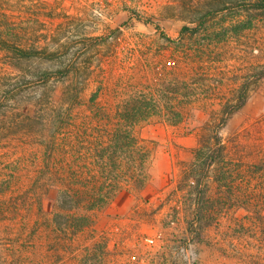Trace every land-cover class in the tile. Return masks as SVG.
Wrapping results in <instances>:
<instances>
[{"label": "rangeland", "instance_id": "374dc122", "mask_svg": "<svg viewBox=\"0 0 264 264\" xmlns=\"http://www.w3.org/2000/svg\"><path fill=\"white\" fill-rule=\"evenodd\" d=\"M253 1L13 0L11 9L0 5V35L23 43L60 37L62 52L77 55L84 104L96 98L113 108L127 90L156 74L185 77L202 88L181 123L151 121L136 127L151 153L144 187L120 191L96 215L92 232L65 242L61 238L55 247V235L48 231L42 242L33 237L30 211L24 209L31 206V182L39 174L42 150L37 139L25 135L24 126L9 119L31 114L33 103L43 104L49 95L57 102L70 79L40 85L33 72L51 64L34 60L18 62L25 76L14 79L10 57L0 50V203L6 202L2 209H7L6 218L0 215V264H81L87 255L84 264H264V227L253 226L251 213L241 208L219 211L209 223L203 220L198 238L187 231L194 188L186 175L199 139L212 134L220 104L264 65V13L250 7ZM49 7L54 12L46 16ZM194 26L199 29L194 36L183 30ZM249 82L245 105L218 130L230 180L239 190V178L248 177L247 167L255 160V145L264 144V79ZM31 126L35 132L47 129L42 123ZM207 186L208 195L219 200L223 190L213 180ZM50 201L44 202L47 211ZM18 221L28 226L22 235ZM93 232L99 241L94 248Z\"/></svg>", "mask_w": 264, "mask_h": 264}, {"label": "trees", "instance_id": "16d2710c", "mask_svg": "<svg viewBox=\"0 0 264 264\" xmlns=\"http://www.w3.org/2000/svg\"><path fill=\"white\" fill-rule=\"evenodd\" d=\"M12 2L13 0H0V5L11 9ZM250 7L264 13V0H254ZM53 12L54 9L49 7L46 16ZM183 30L190 31L193 36L199 33L197 26L184 27ZM63 47L60 37L23 43L18 37L6 38L0 35V50L10 57L9 64L16 71L14 79L19 80L25 76L20 74L18 62L31 60L51 64L48 68L33 72L40 85L51 80L70 79L57 102H52V97L48 94L43 104L38 103V100L33 103L31 114H20L15 120L9 119V123L24 126L25 135L37 139L42 150L39 174L31 182V186L34 185L30 196L31 206L25 207L27 204L24 201L21 203L25 210L30 211L28 221H33V237L40 238L39 242H42L48 231L55 235V247L59 245L57 242L61 238L65 242L66 238L71 240L85 231L92 232L96 215L106 209L120 191H139L144 187L148 180L151 153L136 134V127L151 121L170 126L181 123L184 112L194 109L193 103L202 89L196 84L191 86L185 77L178 80L179 76H172L171 73L156 74V77L144 85L127 90L113 108L102 106L96 98L84 104V83L80 86L77 80V55L62 52ZM198 57L200 59L201 55ZM88 78L89 74H86L82 81L87 82ZM263 79L264 65L247 76L232 99L220 104L212 134L206 139L204 136L199 139L194 160L186 175L187 181L193 179L194 188L193 218L187 226L191 238L201 236L199 229L202 228L203 220L209 223L219 211L224 212L233 207L251 213L248 218L253 226L260 229L264 227V144H257L252 148L255 160L249 164L251 168L247 167L249 178L245 174L241 175L245 176L243 180L239 178V190L230 180L232 170L225 165L230 162L225 160L226 148L218 131L233 113L245 105L250 93L249 81L257 83ZM62 116H65L63 120L60 119ZM33 123H42L47 129L35 132L31 130ZM207 123L208 121L205 125ZM223 164L224 170L221 172ZM209 180H213L217 188L223 190L219 200L208 195ZM202 182L205 186L200 187ZM49 198L50 210L47 211L44 202ZM5 204L6 202L0 203L2 219L6 218L7 209H2ZM18 207L19 205H15L12 208L17 210ZM18 222L22 226L19 225L18 232L22 235L28 226L26 222ZM96 237L93 232V248L99 245ZM89 259L87 255L81 264L87 263Z\"/></svg>", "mask_w": 264, "mask_h": 264}, {"label": "built area", "instance_id": "2783aa9c", "mask_svg": "<svg viewBox=\"0 0 264 264\" xmlns=\"http://www.w3.org/2000/svg\"><path fill=\"white\" fill-rule=\"evenodd\" d=\"M152 243L154 242V240L152 238L149 239Z\"/></svg>", "mask_w": 264, "mask_h": 264}]
</instances>
